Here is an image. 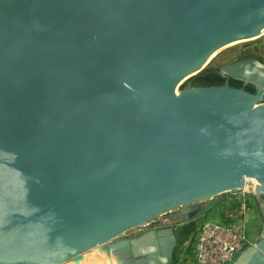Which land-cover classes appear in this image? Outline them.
<instances>
[{"label": "water", "instance_id": "obj_1", "mask_svg": "<svg viewBox=\"0 0 264 264\" xmlns=\"http://www.w3.org/2000/svg\"><path fill=\"white\" fill-rule=\"evenodd\" d=\"M263 30L264 0H0V264H79L103 244L119 264H176L199 202L249 178L264 197V62L219 67L256 93L177 92ZM259 210L232 264H264Z\"/></svg>", "mask_w": 264, "mask_h": 264}, {"label": "built area", "instance_id": "obj_2", "mask_svg": "<svg viewBox=\"0 0 264 264\" xmlns=\"http://www.w3.org/2000/svg\"><path fill=\"white\" fill-rule=\"evenodd\" d=\"M250 194L249 187L245 185L212 202L217 210L224 208L223 223L208 221L200 213L194 219L195 231L191 248L176 254V264H232L243 251L244 244L249 242L246 213ZM186 254L189 255V261L186 260Z\"/></svg>", "mask_w": 264, "mask_h": 264}, {"label": "rangeland", "instance_id": "obj_3", "mask_svg": "<svg viewBox=\"0 0 264 264\" xmlns=\"http://www.w3.org/2000/svg\"><path fill=\"white\" fill-rule=\"evenodd\" d=\"M242 42L236 43V44H229L223 48H220L218 51H216L213 54L214 56H213V58H211V60H210L211 62L209 63L208 66L225 65L226 62H229L231 59H233L234 56L237 55V53L244 48H249V49L257 48V49H259L260 54L264 58V32H263V34H261L260 37H256L254 39H248V40H245ZM180 86H178V88H177L178 93H179V91H181ZM246 185H247V187H249V190L251 191L250 196L254 197V199L252 197H249L248 210L246 213V225H247L248 240H249V242H251L253 244V243H255L256 235L259 234L261 231L262 223H263L262 216H261V213L259 210V204L261 203V199L256 195L257 191L255 189V185L252 182H247ZM218 197L199 202L198 205L200 208H203V210L201 211V214H204L206 216V220L218 222V223H223L222 216H223V213L225 211L224 208L221 210H217L216 207L212 206V202H215ZM178 211H179V209H176L172 212H178ZM163 216H165V214H162V215L156 217L155 219H153L150 222L151 223L150 226H152V228H155V227H158L160 225V224H158L160 222L163 223V225L164 224H170L173 222L169 218H167V219L163 218ZM162 218L164 221H160V219L162 220ZM193 224H194V221L180 222L178 224V227L181 225L186 230L192 229L191 230L192 231L191 236H189L190 238H192V236L194 235L193 233L195 231V226ZM147 227H149V226H145V227L140 226V227L130 229V230L126 231L124 234H122L121 236H124V235L125 236L126 235L127 236H138L141 232H143L142 230L146 229ZM191 245H192V243H190V241L189 242L186 241L185 243L178 245L177 248L175 249L176 254H178L179 252L183 253L186 248L187 249H188V247L191 248ZM188 254H190V251L188 252ZM188 254H186L187 255L186 260L189 259ZM118 264H119V262H118ZM187 264H194V263L187 262Z\"/></svg>", "mask_w": 264, "mask_h": 264}, {"label": "trees", "instance_id": "obj_4", "mask_svg": "<svg viewBox=\"0 0 264 264\" xmlns=\"http://www.w3.org/2000/svg\"><path fill=\"white\" fill-rule=\"evenodd\" d=\"M219 67L220 66H208L202 72L186 80L180 86V90L199 88V87H209V86H222L227 82L228 85L232 88H237V89L242 88L245 91L254 93L253 85L248 84L246 87H243V82L222 76ZM252 198L254 199V197ZM261 199L264 201V197H262ZM222 218H224V216H222ZM225 221H230V220H225ZM181 236H182V243H185L186 241L187 242L190 241L191 243L193 236L192 238L189 237L190 238L189 240L187 239V236H191V233L185 235L182 232ZM188 250H190V247H188Z\"/></svg>", "mask_w": 264, "mask_h": 264}, {"label": "bare ground", "instance_id": "obj_5", "mask_svg": "<svg viewBox=\"0 0 264 264\" xmlns=\"http://www.w3.org/2000/svg\"><path fill=\"white\" fill-rule=\"evenodd\" d=\"M263 32H264V30L262 31L261 34H263ZM242 41H245V40L236 41V42L231 43V44L240 43ZM213 56L214 55H212L211 58H213ZM247 182H252L255 185V189H256V185L261 186V184L259 182H257V180H255L253 178L247 179ZM126 237L132 238L131 236H127V235L125 236L124 235V236L118 237V239H123V238H126ZM104 246H105V244L99 245L98 247L94 248L93 250L85 253L84 256H83V260L79 264H118V262H117V260H116V258L114 257L113 254H111L110 256L107 255V253L104 251ZM241 253H239V255ZM63 264H75V263L73 261H68V262H65Z\"/></svg>", "mask_w": 264, "mask_h": 264}, {"label": "flooded vegetation", "instance_id": "obj_6", "mask_svg": "<svg viewBox=\"0 0 264 264\" xmlns=\"http://www.w3.org/2000/svg\"><path fill=\"white\" fill-rule=\"evenodd\" d=\"M247 55H253V56H256L257 58H259L261 61H263L264 62V58L262 57V55L260 54V52H259V49H257V48H254V49H249V48H244V49H242L241 51H239L238 53H237V55H235L234 56V58L233 59H231L229 62H226V64H229V63H231V62H234V61H236L237 59H240V58H242V57H244V56H247ZM226 77H228V76H226ZM228 78H231V77H228ZM233 79V78H232ZM248 85V84H247ZM247 85H244L243 84V87H246ZM253 89H254V93H256L257 92V89L255 88V86H253ZM173 213V214H172ZM179 212H171L170 214H165V216H163V218H165V219H167V218H169L170 220H173V219H177L178 218V216H179V214H178ZM163 218H162V220L160 219V221H164L163 220ZM158 224H160L159 226H161V225H163V223H158ZM164 225H166V224H164ZM158 226V227H159ZM146 229H152V226H150L149 225V227H147ZM146 229H143L142 231H145ZM186 233L185 231H183V228H182V226L180 225L179 227L177 226V230H176V233L178 234V236L180 237L179 239H178V244H177V246L178 245H180L181 243H182V236H181V233ZM140 234H142V232L140 233ZM139 234V235H140ZM187 234V233H186ZM185 234V235H186ZM138 235V236H139ZM138 236H131L132 238L134 237H138ZM187 239L189 240L190 238H189V236H187ZM177 248V247H176ZM175 248V249H176ZM175 249H174V252H175ZM175 254H176V252H175ZM175 254L173 255L174 257H173V263H174V260H175V258H176V256H175Z\"/></svg>", "mask_w": 264, "mask_h": 264}, {"label": "crops", "instance_id": "obj_7", "mask_svg": "<svg viewBox=\"0 0 264 264\" xmlns=\"http://www.w3.org/2000/svg\"><path fill=\"white\" fill-rule=\"evenodd\" d=\"M224 221V220H223ZM183 228V231H185L187 234H190L192 231V229L191 230H186L184 227H182ZM186 233H184V234H186Z\"/></svg>", "mask_w": 264, "mask_h": 264}]
</instances>
